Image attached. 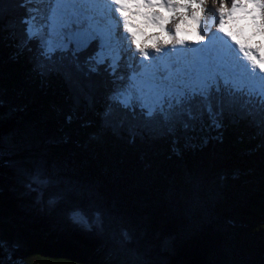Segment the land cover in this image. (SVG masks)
Instances as JSON below:
<instances>
[{
  "label": "trees",
  "instance_id": "trees-1",
  "mask_svg": "<svg viewBox=\"0 0 264 264\" xmlns=\"http://www.w3.org/2000/svg\"><path fill=\"white\" fill-rule=\"evenodd\" d=\"M20 2L0 0V264H264V137L227 116L221 139L181 141L179 154L168 139L114 135L101 118L112 89L105 66L70 83L33 71L35 41L14 58ZM97 51L93 40L81 62ZM38 160L79 186L71 202L91 197L102 233L74 224L69 204L41 210L25 194L19 169ZM119 227L132 235L123 246L112 237Z\"/></svg>",
  "mask_w": 264,
  "mask_h": 264
},
{
  "label": "snow or ice",
  "instance_id": "snow-or-ice-1",
  "mask_svg": "<svg viewBox=\"0 0 264 264\" xmlns=\"http://www.w3.org/2000/svg\"><path fill=\"white\" fill-rule=\"evenodd\" d=\"M130 2H134L137 8L163 7L170 12H175L177 8L186 9L197 24L194 42L205 40V36L199 32L205 0H184L181 4L172 0H162L159 4H154L152 0H21L19 7L26 10L20 21L24 25V35L16 43L14 58L25 51L32 52L30 45L35 41L37 49L33 57V71L42 77L60 74L70 83L74 73L90 79L94 74L99 75L101 66H105L113 78V87L106 97L101 118L106 128L116 136H126L129 143L134 144L137 138L144 139L145 135L151 139H168L171 151L179 154L181 141L183 146H192L207 144L213 137L221 139L225 116L232 124L246 121L256 129L258 136L264 137V75H260L264 73V54L260 53V49L246 48L244 44L236 42L239 52L253 70L234 59L232 53L235 50L223 37L215 35L209 37L203 48L150 57L146 47L137 42L136 33L131 31L132 25L126 15L130 11ZM217 2L216 16L219 22L216 28L225 33L226 0H213V3ZM249 2L261 9L264 20V0ZM77 4L106 5L110 26L102 27L96 19L95 13L103 16L104 9L68 7ZM42 5L48 7L43 8ZM111 5H115L114 11L119 14L131 44L143 57L141 70L137 72L133 69L126 83H123L125 77L118 75L120 56L118 42L113 43V28L118 27L119 22L111 18ZM242 6L237 0H232L227 15L231 16ZM150 19L162 30L165 29L167 21L159 13H152ZM76 24L79 26L74 28ZM178 32V24L175 32L166 30L169 39L165 43L183 46L186 41L176 35ZM225 35L231 36L230 33ZM96 39L100 41L98 51L81 62L80 54ZM214 40H219L224 48L210 49ZM151 47L156 53H162V48L156 44ZM171 56L177 59L174 64H166L165 68H174L175 71H169L168 75L149 71V68L156 67L157 60L163 61ZM144 61L150 63L145 65ZM87 99L91 105V97ZM72 119V114L66 116V122L71 123ZM85 126H88V122H85ZM19 173L23 178L21 183L25 194L35 193L33 202L41 210L52 211L61 203H67L70 206L65 211L74 224L88 231L93 228L101 233L104 231V214L91 197L86 205L71 202L70 193L81 189L78 185L65 184L55 166L49 168L43 160H38L30 170L20 168ZM112 237L121 246L132 240L131 233L125 227L114 230Z\"/></svg>",
  "mask_w": 264,
  "mask_h": 264
},
{
  "label": "rangeland",
  "instance_id": "rangeland-1",
  "mask_svg": "<svg viewBox=\"0 0 264 264\" xmlns=\"http://www.w3.org/2000/svg\"><path fill=\"white\" fill-rule=\"evenodd\" d=\"M241 1H243V2H241ZM152 2L154 4H159V3L162 2V0H152ZM172 2L176 3V4H181L177 0H172ZM231 2H232V0H226V8H225V10L230 7ZM237 2L242 4L243 8L242 9L238 8L236 11H237L238 14L243 16L242 20L247 22V26H248V28H247L248 32L246 34H244V31L246 30L245 23H241L239 25L240 33H241V36L243 38V41L245 43H249V45H250V47L252 49L259 48L260 49V53L264 54V36L262 35V33L259 30V22H258L259 8H255L253 6V4L249 2V0H237ZM41 7L47 8L48 5H42ZM218 7H219V3L218 2L217 3H213V0H205V5H204L205 10L203 12L202 18L203 17L206 18L207 16H210L212 13H213L214 16H216V12L215 11H216V9ZM193 10H196V9L193 8ZM152 13H159V15L161 17L165 18V20L167 21V23H165V29L161 30L162 33L160 31H159V33L153 32V34H151V35H149V37H147V39L151 38V37H154V38L158 37L159 38L158 47H161V44H163V42H164V38H166L165 37L166 30L171 29L173 32H175L177 24L179 25V30H181V29L185 28L184 24H186L188 22L187 20L189 18L191 20V17L187 14V10L184 9V8H177L175 10V12H170L166 8H163V7H153V8L150 9V12H149L148 16H143L144 20H146V21L150 20V24L153 23L151 21V19H150ZM112 14H115V16H117V14L114 13V12L111 13V15ZM107 16L108 15H106V17L101 19V21L104 22L103 25H101L99 23L102 27H109L110 26L109 25V21L107 19ZM174 17H176V18H174ZM179 17H183V18L179 19ZM254 17H255V19H254ZM118 19H119V17L117 18V22H119ZM211 19L212 18L210 17L209 20H211ZM120 24L121 23L119 22L118 27H114L113 28V31L115 33L113 43L118 42L117 50H118L119 56H120L118 75L124 76L125 77V81H123V83H126L127 82L126 78H127L128 75L131 74V71L133 69L138 71L137 69H135V66L140 62V56H139V54H137V52L135 53V55L133 54V50H132L133 47L131 45V40H130V38H128L123 33L124 28L121 27ZM157 27H158V25H157ZM205 27L206 26L204 25V27L200 28V32ZM196 43H197L196 45L201 44V42H196ZM113 55H115V53H113ZM129 65H131L132 67L130 68ZM261 74H264V73H261ZM112 87H113V84H112ZM78 226L82 227L80 225H78Z\"/></svg>",
  "mask_w": 264,
  "mask_h": 264
},
{
  "label": "bare ground",
  "instance_id": "bare-ground-1",
  "mask_svg": "<svg viewBox=\"0 0 264 264\" xmlns=\"http://www.w3.org/2000/svg\"><path fill=\"white\" fill-rule=\"evenodd\" d=\"M241 2H243V1H241ZM101 7L107 9L106 5H87V4H84L82 9L87 10V9H90V8H101ZM113 8H115V5H113ZM129 8H130V11L127 12L126 15L129 16V23L132 25L131 31L136 33L137 42L140 43L141 46H145L143 38L148 36V34H150V31H152L151 25L149 24V21H144L143 18L141 17V15L142 16H146L147 15V13H144L141 10V8H145V7L137 8V7H135L134 2H130ZM242 8L243 7H241V9ZM229 9H230V7L228 9H226L225 12L229 11ZM98 13L99 12L95 13L96 18L98 16ZM210 17L212 18L211 20H209ZM214 17H215V21L213 22V18ZM111 18L114 21L117 22L118 16L114 15V16H111ZM242 19H243V16L238 14L237 11L235 10L234 12L231 13V20L224 22L225 33H230L231 34V36L229 37L228 35H225V33H221V32H219L217 30L216 23L219 22L218 21V17L214 16L213 13H212L210 16H207L206 18H204V17L202 18V23H201L200 28L204 27V25L206 27L203 28L201 30V32H200V28H199V32H200V34L202 33L201 35L205 36V39H209V37H211L213 35H215V37H223V36H225L226 38L223 37V39L228 42V45L231 44V48L234 49V50H235L234 43H236L237 41L239 43H242L245 46H247V48H250L249 45L243 41V38H242L241 33H240L239 25L241 23H245V25H246V30L244 31V34H246L248 32L247 22L243 21ZM118 20L120 21V19H118ZM141 21H143V22H141ZM187 21H188L187 24H184L185 28L179 30V32L176 33V35H178V37L180 39H183V40L186 41V43L183 45V47H186L187 49H191V48H194V44L196 43L194 41H195L198 29H197V24H196L195 21H193L192 19L190 20V18ZM77 26H79V25L78 24L74 25V28L77 27ZM157 29H158V32L160 31L162 33V31H161L162 29L159 26L157 27ZM123 33L125 34V30L123 31ZM152 33H153V31H152ZM114 35H115V33H114ZM125 35L128 37V33L127 32H126ZM165 37L166 38H164L163 44H161V48L169 46L170 47L169 51H171V49L173 47L177 46V45L173 46L172 44L165 43V41H167L169 39V35L165 34ZM229 38H231V43L229 42ZM152 39H154L153 41H155L154 44H156L158 46L159 38L156 37V38H152ZM216 41H217V44H218L219 48L223 49L224 45L219 40H216ZM201 42L203 43V41H201ZM178 46H181V45H178ZM132 47H133L132 48L133 54L135 55V53L137 52V54H139V56H140V53L138 51H136L135 46L132 45ZM146 50L155 51L152 47L151 48L146 47ZM232 56H233L234 59L237 58V57L241 58L242 60L240 61V63L243 62L242 64L248 65V61L244 58L243 54H240L236 50L232 53ZM141 57H140V61H141ZM176 58L177 57H175V59ZM142 59H143V57H142ZM144 64H145V61H144ZM141 66H142L141 63L139 62L135 66V69H138V72H139ZM249 69L251 70L250 67H249ZM165 70H167L168 73H169V71H173L172 69H165Z\"/></svg>",
  "mask_w": 264,
  "mask_h": 264
},
{
  "label": "clouds",
  "instance_id": "clouds-1",
  "mask_svg": "<svg viewBox=\"0 0 264 264\" xmlns=\"http://www.w3.org/2000/svg\"><path fill=\"white\" fill-rule=\"evenodd\" d=\"M111 79H112V77H111Z\"/></svg>",
  "mask_w": 264,
  "mask_h": 264
}]
</instances>
